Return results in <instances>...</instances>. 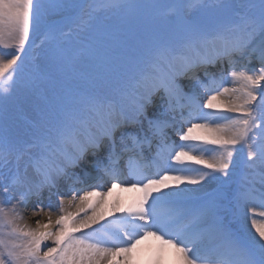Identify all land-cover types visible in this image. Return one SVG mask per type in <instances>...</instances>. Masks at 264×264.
<instances>
[{
    "label": "snow or ice",
    "instance_id": "snow-or-ice-1",
    "mask_svg": "<svg viewBox=\"0 0 264 264\" xmlns=\"http://www.w3.org/2000/svg\"><path fill=\"white\" fill-rule=\"evenodd\" d=\"M0 49V264H264V0H0Z\"/></svg>",
    "mask_w": 264,
    "mask_h": 264
},
{
    "label": "bare ground",
    "instance_id": "bare-ground-1",
    "mask_svg": "<svg viewBox=\"0 0 264 264\" xmlns=\"http://www.w3.org/2000/svg\"><path fill=\"white\" fill-rule=\"evenodd\" d=\"M218 69V68H217ZM219 70V69H218ZM210 72L216 73L215 69L213 68H209ZM223 71L227 72L228 71V66L225 64L223 67ZM200 75V79L204 80L206 78H203L201 75V72L199 73ZM182 84H184L185 90L188 91L191 88L197 87L195 85V82L188 80H182L181 81ZM228 86H232V85H228ZM237 87H239V84L235 85ZM207 111V110H206ZM172 139L175 140V142L177 144L181 143V141L179 140V138L175 135L172 136ZM235 159V157H234ZM244 171H251V170H247L244 169ZM110 186L109 183L105 184V187ZM258 188L260 187L259 184L256 185ZM76 187H80V185H76ZM218 188L217 184H212L211 186H209L208 189H206V192L209 194V197H211V195H213L216 191V189ZM62 193L67 195L69 194V189L68 186H64L61 189ZM141 194L135 190L129 189V188H116L114 189L107 197H106V205H101L102 208H105V210H107V207L112 205V204H117L121 207H127L131 204H133L136 199L140 196ZM94 199V198H92ZM46 200V199H45ZM55 198H53L52 203H55ZM32 204H30L28 206V208L24 211V216H25V221H23L24 223L27 224H33L34 220H43L44 222H47V217L40 215V216H36L33 214V210L29 211V207H31ZM118 215V213H117ZM114 217L112 216H108L106 217V219L104 221H102L101 223H107L108 220L113 219ZM94 228L100 227V225H94ZM91 231V230H89ZM52 243L51 241L48 242V244ZM161 246V242L157 239H155L154 237H150L146 240H143L141 242V244L138 247V251L140 253V259L142 261V264H147V261H149L152 257V255L160 248ZM163 264H175V250L174 249H168L167 253L165 255Z\"/></svg>",
    "mask_w": 264,
    "mask_h": 264
},
{
    "label": "rangeland",
    "instance_id": "rangeland-1",
    "mask_svg": "<svg viewBox=\"0 0 264 264\" xmlns=\"http://www.w3.org/2000/svg\"><path fill=\"white\" fill-rule=\"evenodd\" d=\"M140 2H142V3H149L150 2V0H140ZM154 10H151V9H141L140 10V12L141 13H144V12H153ZM158 14L159 15H162L163 14V10L161 9V10H158ZM38 35V34H37ZM37 35H34V36H30V41L31 40H33L34 39V37L35 36H37ZM45 39V37L42 39V40H40V41H38V42H36V43H34L33 45H32V49H33V51L35 52V53H39L40 51H41V42L43 41ZM34 46H36V47H34ZM0 51H4L3 49H0ZM7 51H9V52H12V51H15L14 49H9V50H7ZM227 65V64H226ZM29 67H30V65H29ZM214 69V68H213ZM216 69V68H215ZM9 107H10V109L13 111V114L17 117V118H20V119H22V118H24V117H31V112L29 111V110H27L26 108L23 110V111H19V112H17V111H15V102L14 101H12V102H10V104H9ZM47 202H49L48 200L47 201H45V202H43L44 204H47ZM36 201H33V203H32V205H31V207H29V211H32L35 207H36ZM35 221L36 220H34L33 221V224H29V225H31V226H35ZM22 223H24V222H22ZM48 242L49 241H46L45 243L46 244H48Z\"/></svg>",
    "mask_w": 264,
    "mask_h": 264
},
{
    "label": "water",
    "instance_id": "water-1",
    "mask_svg": "<svg viewBox=\"0 0 264 264\" xmlns=\"http://www.w3.org/2000/svg\"><path fill=\"white\" fill-rule=\"evenodd\" d=\"M32 42H33V41H32ZM32 42H31V43H32Z\"/></svg>",
    "mask_w": 264,
    "mask_h": 264
}]
</instances>
